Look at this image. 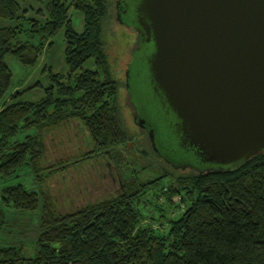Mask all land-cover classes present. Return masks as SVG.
I'll return each instance as SVG.
<instances>
[{"label":"trees","instance_id":"trees-1","mask_svg":"<svg viewBox=\"0 0 264 264\" xmlns=\"http://www.w3.org/2000/svg\"><path fill=\"white\" fill-rule=\"evenodd\" d=\"M40 1L0 0V264H264V152L232 166L166 163L160 145L161 156L123 121L104 38L111 0H49L35 11L31 3ZM70 8L83 14L81 32ZM60 29L67 72L49 67L43 96L22 100L40 84L12 90L5 57L34 66ZM90 58L96 68H83ZM73 120L92 148L46 165L45 135ZM99 157L124 169L120 189L60 211L53 172ZM145 170L156 175L139 178ZM36 211L29 230L21 219Z\"/></svg>","mask_w":264,"mask_h":264},{"label":"water","instance_id":"water-1","mask_svg":"<svg viewBox=\"0 0 264 264\" xmlns=\"http://www.w3.org/2000/svg\"><path fill=\"white\" fill-rule=\"evenodd\" d=\"M133 9L135 44L152 45L149 77L182 149L202 168L264 152V0H136ZM138 124L159 151L155 127Z\"/></svg>","mask_w":264,"mask_h":264},{"label":"rangeland","instance_id":"rangeland-1","mask_svg":"<svg viewBox=\"0 0 264 264\" xmlns=\"http://www.w3.org/2000/svg\"><path fill=\"white\" fill-rule=\"evenodd\" d=\"M117 1L111 0L109 16L104 23V38L112 71L119 80V103L123 121L133 133H137L135 134L137 138L146 134L145 143L148 141L146 144L157 153L147 131L139 127L132 117L131 110L137 108L139 114L145 117L146 121L154 126L160 135L159 145L161 154L164 156L157 154L161 156L162 160L165 162L168 160L173 165H197L199 163L195 156L185 152L180 146L174 116L171 113L167 114L163 109L150 80L147 58L152 52V45L141 40L137 42L138 45L135 44L136 19L133 8L136 0H127L131 9L128 14H121L122 20L117 15ZM48 2L49 0L32 2L31 6L35 11L44 12ZM27 6L25 5V7ZM69 14L74 29L81 32L83 14L73 8L69 9ZM51 41L52 44L44 49L34 66H23L11 55L5 57L12 72L13 90L24 89L35 83L40 84L38 87L26 90L22 95V100L36 101L43 96L44 88L49 85L50 81L49 67L53 73L65 74L67 72L68 68L64 60V30L60 29ZM83 68L95 69L94 60L92 58L87 60L83 64ZM127 71H129L128 77L126 76ZM45 148V164L55 166L59 165L61 161L68 160L61 163L64 164L72 162L74 158H79L78 154L90 150L92 143L83 125L77 120H73L46 134ZM83 161L78 160L75 163H69L63 169L55 170L48 179L50 191L55 197L60 211L76 208L90 200L116 193L120 189L119 174L124 170L122 166L118 168L114 163H108L102 157ZM155 175V172L147 170L139 172V178L147 179ZM29 180L27 178L24 182L28 183ZM150 199L151 192L148 191L142 200ZM159 202L162 203L163 200L160 199ZM147 211L151 214V207ZM37 213V211L26 212L21 219L29 230H31V224H36ZM168 214L175 217L178 212L176 209L168 208ZM153 215L157 216L158 212H154ZM28 234H31V231L26 233V235Z\"/></svg>","mask_w":264,"mask_h":264},{"label":"flooded vegetation","instance_id":"flooded-vegetation-1","mask_svg":"<svg viewBox=\"0 0 264 264\" xmlns=\"http://www.w3.org/2000/svg\"><path fill=\"white\" fill-rule=\"evenodd\" d=\"M128 2H127V0H118L117 1V4H116V8H117V11H119V19H121L122 20V18H121V14H125V13H128V11H129V3L127 4ZM122 12V13H121ZM128 72L129 71H127V74H126V76L128 77L129 75H128ZM128 85V84H127ZM129 94H130V91H129ZM129 96V95H128ZM132 112H131V114H132V117L134 118V121L137 123V125L139 126V127H141L142 129H144V130H146V128H144V127H142L141 125H139L138 124V120L140 119V117H142L138 112H137V109L136 110H131ZM147 124V123H146ZM145 124V125H146Z\"/></svg>","mask_w":264,"mask_h":264},{"label":"crops","instance_id":"crops-1","mask_svg":"<svg viewBox=\"0 0 264 264\" xmlns=\"http://www.w3.org/2000/svg\"><path fill=\"white\" fill-rule=\"evenodd\" d=\"M12 90H13V88H12Z\"/></svg>","mask_w":264,"mask_h":264}]
</instances>
